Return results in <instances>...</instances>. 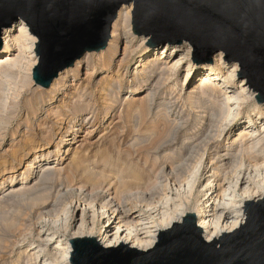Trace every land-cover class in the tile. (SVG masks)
<instances>
[{"label": "bare ground", "instance_id": "obj_1", "mask_svg": "<svg viewBox=\"0 0 264 264\" xmlns=\"http://www.w3.org/2000/svg\"><path fill=\"white\" fill-rule=\"evenodd\" d=\"M131 11V6L118 11L103 50L85 53L47 89L32 80L36 38L21 21L4 31L0 130L11 124L22 91L36 98L33 109L27 102L30 119L24 120V134L5 151L11 160L0 159V186L10 185L0 197L1 225L22 238L13 244L17 250L30 236L35 239L14 264H70L68 232L93 233L104 248L116 247L121 240L129 248L147 251L157 240L158 227L169 224L172 216L180 218L183 205L192 206L204 240L211 242L243 224L246 201L264 196V104L257 103L246 80L237 77L239 65L223 62L218 52L212 66H196L188 44H145L142 50L146 40L132 33ZM136 52L140 55L128 70ZM96 75L98 89L90 92ZM10 83L16 90L12 105ZM244 105L250 109L243 115ZM96 123L104 124L97 138L101 172L83 164L87 145L78 147L68 166L55 161L39 166L56 157L63 145H73L87 126L85 135L91 137ZM180 134L186 139L179 140ZM13 161L19 166L24 162L17 175ZM74 191L80 198L64 202L60 215L46 216ZM30 209L38 218L35 224L22 219L30 216Z\"/></svg>", "mask_w": 264, "mask_h": 264}, {"label": "water", "instance_id": "obj_2", "mask_svg": "<svg viewBox=\"0 0 264 264\" xmlns=\"http://www.w3.org/2000/svg\"><path fill=\"white\" fill-rule=\"evenodd\" d=\"M132 7L131 28L148 48L188 44L191 61L218 52L239 65L237 77L264 104V0H0V50L4 31L23 22L36 38L34 84L47 89L85 53L103 50L122 7ZM243 224L207 242L193 208L157 229L147 251L118 241L104 248L93 233L69 235L70 264H264V196L246 201Z\"/></svg>", "mask_w": 264, "mask_h": 264}, {"label": "rangeland", "instance_id": "obj_3", "mask_svg": "<svg viewBox=\"0 0 264 264\" xmlns=\"http://www.w3.org/2000/svg\"><path fill=\"white\" fill-rule=\"evenodd\" d=\"M18 23H21V22H18ZM145 43L146 42H144V44H140V48L142 49V50H144V48H145ZM220 53V52H219ZM218 54V53H217ZM140 54L139 53H134L133 54V56H132V58H131V62L129 61V66H127V69L129 70V69H131L132 67H133V65H134V63L136 62V60H137V58H138V56H139ZM215 56V55H214ZM113 65V64H112ZM96 77H98L97 75L96 76H94V77H92L91 78V80H90V84H89V91L90 92H94V91H96V89H98V86H99V84H98V82H97V78ZM176 80H177V78H176ZM92 81V82H91ZM96 82V83H95ZM124 82H126V81H124ZM12 86V87H11ZM9 88H8V90H9V94H12V96H10V99L9 100H11V101H9L10 103V105H12V103H13V91H16V90H14V84L12 83H10L9 84V86H8ZM27 89H25L24 90V92L22 91V93L20 94V96H19V98L17 99V102H18V104H20V105H18L17 106V110L15 111V113H14V115L13 116H11V120H10V125H9V127L7 128V129H3L2 131L0 130V135H3V137H2V140H0V159L1 158H3V157H6V159L7 160H11V158L12 157H10V156H5L4 154H5V151L8 149V148H10V144H11V142H13V143H17L18 141H19V139L21 138L20 136H22V134H24V132H25V130H26V122L24 121L25 119H27V120H29L30 119V117H29V115H30V109L27 107V102L28 101H30V102H32V109L33 108H35L36 107V105H35V103H36V98H33V97H35L34 96V94H32L30 91H28V93H27ZM26 92V93H25ZM23 94V95H22ZM31 95V96H30ZM134 94H132V96H133ZM29 98V99H28ZM94 99H95V97H93ZM92 98V99H93ZM15 101V100H14ZM20 101V102H19ZM24 102V103H23ZM154 103H163V101H161V100H154ZM98 105V104H97ZM244 107H245V109H244ZM29 109V111H28V109ZM99 108V107H98ZM249 109H250V105H244L243 106V109H242V113H243V115L247 112V111H249ZM177 111L179 112L180 110H179V107L177 108ZM87 113V112H86ZM38 115H41V112L40 111H38V113H37ZM97 114H98V116H100V109H99V111L97 112ZM182 115H184V114H182ZM29 117V118H28ZM12 121V122H11ZM99 123H105V120H101V119H98L97 120ZM19 123V124H18ZM97 124V126L96 127H94L93 129V132H92V135H91V137H87L86 135H85V130L87 129H89L88 127L89 126H87L86 127V129L84 130V129H82V133H79L78 134V136H77V139L75 140V143L73 144V145H71L70 147H66L65 145H63L62 147H60L58 150H56V153H59V154H56V157H53V159L49 162V161H46V159H44L43 161H41L40 163H39V166L41 167L42 165H48V163H51V162H56L55 163V165H59V164H62L61 165V167L63 166H68V165H66V164H68L69 163V159L71 158V155L73 156L74 154H75V152H76V150L78 149V147H80V145H87L86 147L87 148H89V150H86L87 152H88V155L86 156V157H84V158H82L83 156H84V152H82L81 154H79L80 156L79 157H81L82 159V161H83V164L84 163H86V165H90V167H92L93 169H95L96 171L98 170V172H101L102 171V161H101V158H100V156H98V153H97V148H98V144H97V138H99V135H100V131L104 128V124L103 125H101V124ZM17 125V126H16ZM106 125V124H105ZM25 126V127H24ZM65 126V124L64 125H62V128ZM18 127V128H17ZM112 127V126H111ZM235 127H236V125L234 126V130H235ZM11 128V129H10ZM10 131H12V132H10ZM21 132V133H20ZM13 133H15V137L12 139L11 138V135L13 134ZM99 133V134H98ZM11 134V135H10ZM231 134H233V131H232V133ZM18 136V137H17ZM83 136V137H82ZM185 137V138H184ZM84 138H86V140L84 139ZM181 138V139H180ZM53 139H57L56 138V136L54 135V138ZM178 139L179 140H184V139H186V136H184L183 134H180L179 136H178ZM87 140L89 141V142H87ZM80 141V142H79ZM92 141V142H91ZM86 142V143H85ZM92 143L93 145H89V143ZM83 143V144H82ZM90 143V144H91ZM99 143V142H98ZM97 146V147H96ZM20 146H18L17 147V149H16V151L17 152H19L20 151ZM84 148V147H83ZM19 149V150H18ZM61 149V150H60ZM95 149V150H94ZM93 150V151H92ZM67 151V152H66ZM95 151V152H94ZM63 153V154H62ZM67 153V154H66ZM93 154H95V155H93ZM97 154V155H96ZM96 157V158H95ZM90 158V159H89ZM95 158V159H94ZM87 159V160H86ZM93 159V160H92ZM89 160H90V162H89ZM100 160V161H99ZM24 161H26V160H24ZM59 161V162H58ZM86 161V162H85ZM98 161V162H97ZM66 162V163H65ZM68 162V163H67ZM1 163V162H0ZM23 164H24V162H23ZM21 165V166H19V165H17V161H13V162H11V165L13 166V168L15 169V173H16V175L18 174V173H20L21 171H23L24 170V165ZM92 164V165H91ZM17 165V166H16ZM85 165V164H84ZM115 173H117V172H114V174ZM0 181H1V177H0ZM10 187V185L9 184H4V186H0V197H1V195H2V193L7 189V188H9ZM77 192V193H76ZM78 194H79V191H74V192H71L70 194H68V195H66V196H64V197H62L63 198V200L61 199V200H59L58 202H57V206H56V208H55V210H53L52 212H50V213H47V217L48 218H52L53 216H55L56 214L57 215H60L61 213H60V211L59 210H61L62 209V207H63V204H64V202L65 203H67V202H69V201H71V200H73L74 198V200L73 201H75V200H77V198H80V197H78ZM76 195V196H75ZM7 199H8V197H6ZM5 198V199H6ZM69 200V201H68ZM60 205V206H59ZM10 210V209H9ZM6 212H8V209H6L5 210ZM30 212H31V209L29 210V217L28 216H26V215H24V216H26L25 218H24V216L22 217V219H25L24 220V222L25 221H27L26 223H28V220L29 221H33L32 222V224H35V222H37L38 220V218L37 217H35V215L33 214V213H31L30 214ZM60 213V214H59ZM2 216H3V214H1L0 213V239L2 238V241L4 240V243H2V241L0 240V247H1V249H0V264H9V263H11V264H14L16 261V257H17V255L18 254H23L24 253V251H26L27 249H28V245L31 243V241H33V240H35L34 239V236H30L29 237V239H30V242L25 246V247H23V248H21L20 250L18 249H16V247H14V245L15 244H17V242L19 243V241H21V237H19V235H18V237H17V233L15 234V233H12L11 234V232H8V231H6V229L1 225L2 224V221H1V218H2ZM35 217V218H34ZM37 218V219H36ZM35 220V221H34ZM21 222L23 223V221H20V224H21ZM24 224V223H23ZM31 229H33V226L31 227ZM2 233H4V234H2ZM34 234H35V232H34ZM16 235V236H15ZM69 235H72L70 232H68V234L65 236L67 239L69 238ZM4 236V237H3ZM12 236V237H11ZM10 237V238H9ZM6 238V239H5ZM5 240H7V241H5ZM15 240V241H14ZM5 242H7V243H5ZM14 244V245H13ZM5 246V247H4ZM36 246V245H35ZM13 247L15 248L14 250H13ZM3 249V250H2ZM15 261V262H14Z\"/></svg>", "mask_w": 264, "mask_h": 264}]
</instances>
